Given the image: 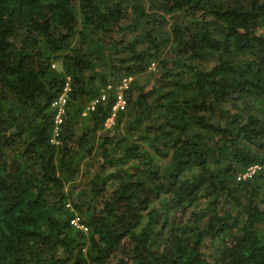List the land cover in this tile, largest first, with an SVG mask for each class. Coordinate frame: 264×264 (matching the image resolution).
Listing matches in <instances>:
<instances>
[{"label":"trees","instance_id":"trees-1","mask_svg":"<svg viewBox=\"0 0 264 264\" xmlns=\"http://www.w3.org/2000/svg\"><path fill=\"white\" fill-rule=\"evenodd\" d=\"M0 264H264V0H0Z\"/></svg>","mask_w":264,"mask_h":264},{"label":"built area","instance_id":"built-area-1","mask_svg":"<svg viewBox=\"0 0 264 264\" xmlns=\"http://www.w3.org/2000/svg\"><path fill=\"white\" fill-rule=\"evenodd\" d=\"M69 79V78H68ZM132 81L131 76L123 77L119 83L114 87V103L111 107V113L109 117L105 121V127L109 128L114 123L115 117L119 111L125 110L127 106V99L125 96L126 90L129 88V85ZM112 89L111 85H108L105 89H103L102 94L100 97H97L90 101L88 104L84 114L87 112L93 111L98 104L100 99H103L108 90ZM70 90L69 82L67 81L63 87V91L53 100L51 103V107L55 113L54 115V129H53V138L52 142L56 143V137L59 134V125L62 122L63 114L65 112V105L67 103V93ZM260 166L258 164H254L249 166L245 172L241 175L240 178L245 179L252 174H254ZM71 223L76 226L79 229L87 230V227H85L81 222L79 221V218L76 216L71 220Z\"/></svg>","mask_w":264,"mask_h":264},{"label":"rangeland","instance_id":"rangeland-1","mask_svg":"<svg viewBox=\"0 0 264 264\" xmlns=\"http://www.w3.org/2000/svg\"><path fill=\"white\" fill-rule=\"evenodd\" d=\"M82 168V167H81Z\"/></svg>","mask_w":264,"mask_h":264}]
</instances>
